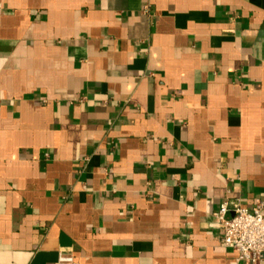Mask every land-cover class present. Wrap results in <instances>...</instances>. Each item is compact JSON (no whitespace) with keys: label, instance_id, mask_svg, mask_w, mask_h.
<instances>
[{"label":"crops","instance_id":"obj_1","mask_svg":"<svg viewBox=\"0 0 264 264\" xmlns=\"http://www.w3.org/2000/svg\"><path fill=\"white\" fill-rule=\"evenodd\" d=\"M235 199L264 201V0H0V264H232Z\"/></svg>","mask_w":264,"mask_h":264},{"label":"built area","instance_id":"obj_2","mask_svg":"<svg viewBox=\"0 0 264 264\" xmlns=\"http://www.w3.org/2000/svg\"><path fill=\"white\" fill-rule=\"evenodd\" d=\"M216 218L223 230L220 244L237 253L232 264L264 262V201L246 207L240 199L225 200ZM55 264L80 263L71 251L60 250Z\"/></svg>","mask_w":264,"mask_h":264}]
</instances>
